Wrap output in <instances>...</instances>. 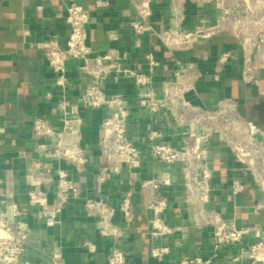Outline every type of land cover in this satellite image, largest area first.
Returning a JSON list of instances; mask_svg holds the SVG:
<instances>
[{
    "label": "built area",
    "instance_id": "obj_1",
    "mask_svg": "<svg viewBox=\"0 0 264 264\" xmlns=\"http://www.w3.org/2000/svg\"><path fill=\"white\" fill-rule=\"evenodd\" d=\"M129 1L133 13L127 27L135 45H140L142 37H152L169 52L189 51L201 42L228 35L236 40L242 55V81L253 82L252 55L258 45L264 46V0H189L196 6L210 5L215 11L213 18H199L191 27L185 22L187 0H170L171 15L167 21L155 16L156 0ZM64 6L67 26L64 40L53 35L34 43L54 75L56 88L55 93L50 91L45 95L55 103L54 118L36 116L32 119L31 132L37 140L35 150L40 156L67 162L77 171L84 170L90 156L84 144L83 114L101 109L103 117L95 146L100 166L94 175L93 193H85L83 197V191L65 170L51 174L32 170L26 176L30 186L26 192L29 204L42 207L46 198L35 187L51 182L56 186L55 212H60L68 202L82 198L86 214L97 220L99 234L112 240L106 264H126V254L118 246L122 234L121 227L114 221L115 214H120L123 225L131 224L134 219L132 189L137 185L144 195L143 208L148 214L147 230L151 238L161 239L179 230L180 226H170L163 217L169 204L164 191L173 185L168 169L177 166L186 211L195 226L210 228L211 247L208 257L185 258L180 264H213L220 251L233 245H239V253L231 257V261L246 259L250 264H264V228L257 224L238 225L234 218H226L210 206L213 175L207 156L215 138L228 148L243 172V177L232 179L231 195L236 196L245 188L243 178L264 193V138H260L256 127L241 115L236 101L221 98L214 109L193 104L188 94L194 92L202 74L196 63L177 59L157 91L153 76L159 71L161 62L153 51L144 53V70L129 66L128 54L115 48L103 54L96 52L88 43L90 11L74 0L65 2ZM108 6V0H96L94 4L96 9ZM109 38L113 40L115 36L109 34ZM208 57L206 52L200 54L203 61ZM229 57V52L219 54L214 71L220 72ZM70 61L77 72L87 78L74 99L67 94L73 87L67 75ZM111 78L131 81L138 107L151 114H169L182 128L179 144L162 140L161 130L152 128L146 136L147 149L138 148L128 134L129 99L123 93L104 88ZM144 154L162 166L158 176L139 177ZM123 170L128 174L129 191L114 206L102 197V185ZM249 212L255 216L264 212V197L252 204ZM11 213L12 216L17 214L15 205ZM27 238L23 225L14 224L0 212V264H20L19 257L26 249ZM168 253L169 247L165 245L153 244L149 250L150 256L158 262ZM53 263L65 264L57 257L53 258Z\"/></svg>",
    "mask_w": 264,
    "mask_h": 264
},
{
    "label": "crops",
    "instance_id": "obj_2",
    "mask_svg": "<svg viewBox=\"0 0 264 264\" xmlns=\"http://www.w3.org/2000/svg\"><path fill=\"white\" fill-rule=\"evenodd\" d=\"M70 0H0V212L14 224L23 225L28 233L27 246L19 257L20 264H54L53 258H61L65 264H106V256L112 244L110 238L99 234L97 220L86 214L82 198L68 202L60 212L54 211L55 182L35 187L40 190L46 203L31 206L26 192L30 186L26 176L34 169L55 173L65 170L85 193H93L94 175L100 166L96 149V134L103 117V110L91 109L83 114L84 144L88 147L89 162L82 171L73 165L37 154V140L31 132V122L36 116L54 118V101L46 98L47 92H56L54 75L49 70L42 53L34 43L58 35L64 40L65 2ZM90 11L88 43L98 53L111 48L128 54L127 64L138 70L146 68L143 59L146 51H153L161 67L153 76L154 88L159 91L164 77L169 75L174 61H190L197 64L202 76L195 84L189 100L198 106L214 109L221 98H230L238 104L241 115L264 138V46L258 45L252 55V83L241 79L242 55L233 37L222 35L208 42H201L189 51L169 52L152 37H142L135 45L128 27L133 13L129 0H108L109 6L96 9V0H74ZM155 16L166 21L171 15L170 0L154 2ZM215 15L212 6H196L187 0L186 25L191 27L199 18L211 19ZM109 34L115 39L111 40ZM206 52L208 60L200 59ZM222 52L230 57L220 72L214 71L216 58ZM67 75L72 84L68 96L76 98L80 86L87 80L80 75L73 62L67 63ZM216 77V78H215ZM109 91L123 93L129 99L128 134L140 149H147L146 136L152 128H159L162 140L178 145L182 128L165 112L151 114L135 103V90L129 80L111 78L104 84ZM208 165L212 170L211 207L226 218H234L238 225L257 224L264 228V212L255 216L249 210L252 204L264 197V193L243 178L245 188L232 196L230 186L236 176L243 177L241 167L234 161L228 148L216 138L208 148ZM162 166L147 154L143 155L139 177H155ZM173 185L164 191L169 200L163 214L170 226L180 229L161 239H152L147 230L148 214L144 211L143 192L137 185L132 189L134 219L129 226L122 223L117 212L114 221L121 227L118 246L126 254V264H180L185 258H206L211 253L210 228L195 226L186 211L184 194L180 187L179 168L170 169ZM128 174L123 170L102 185V197L117 206L129 187ZM17 214L12 216L11 208ZM169 247L161 262L153 259L151 245ZM239 253V245L220 251L213 264H250L246 259L231 261Z\"/></svg>",
    "mask_w": 264,
    "mask_h": 264
}]
</instances>
